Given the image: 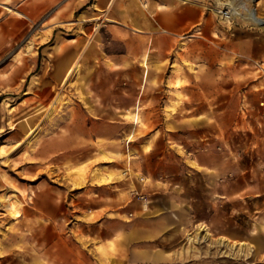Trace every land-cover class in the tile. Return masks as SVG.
I'll use <instances>...</instances> for the list:
<instances>
[{"label": "rangeland", "instance_id": "obj_1", "mask_svg": "<svg viewBox=\"0 0 264 264\" xmlns=\"http://www.w3.org/2000/svg\"><path fill=\"white\" fill-rule=\"evenodd\" d=\"M14 5L30 18L0 6V264H38L37 243L53 239L55 221L84 239L77 223L96 218L88 211L95 187L113 193L109 203L126 213L124 221L135 207L149 214L153 200L170 208L181 227L169 236L170 264H264V30L227 23V6L214 0ZM75 62L78 71L63 85ZM198 100L206 112L186 122L221 130L236 152V174L223 177L216 194L208 179L190 173L179 195L157 183L164 191L152 196V175L143 173L154 169L149 152L184 151L168 138L173 126L165 118L186 115L183 102Z\"/></svg>", "mask_w": 264, "mask_h": 264}, {"label": "crops", "instance_id": "obj_2", "mask_svg": "<svg viewBox=\"0 0 264 264\" xmlns=\"http://www.w3.org/2000/svg\"><path fill=\"white\" fill-rule=\"evenodd\" d=\"M4 5H8L13 11L8 10ZM0 6L7 13L16 14L20 20L30 18L25 12L21 11L24 16L17 13L18 9L15 8L14 0H0ZM5 11L2 10L0 15L6 13ZM133 30L141 29L133 27ZM182 92H186L185 87L182 88ZM182 106L186 115L178 111L165 119L166 126L168 124L173 126L172 129L166 128L168 138L173 142L181 143L184 151L180 152L167 145L163 152L151 150L148 154L154 169L147 172L144 168L143 173L152 175L153 183L150 187L153 191L152 196L154 193L161 194L164 191L157 186V183L166 186V191L170 194L179 195L176 189L185 186L190 173L200 174L208 179L210 188L213 190L212 194H216L220 190L222 178L236 174L235 171L238 168L236 152L227 142L221 141V130L210 127L205 131L200 126H192L186 122L189 115L202 116L206 112L205 104L198 100L190 104L183 102ZM203 138L209 142H200ZM216 146H220L221 151L216 150ZM190 162L196 166L189 164ZM93 191L96 198L88 201V211L96 212L97 216L92 220L77 223L84 239L79 240L74 236L73 227L66 230L61 221H55L53 239L37 243L40 250L38 264L171 263L169 236L179 232L181 227L174 223L169 207L165 208L153 200L149 214H138V209L135 207L132 210L135 212L130 211L134 214V218L124 221L119 217L126 213L117 211V205L114 202L109 203V198L114 196L113 193L102 187H95ZM164 234L167 235L164 237ZM111 246L115 250L110 251ZM255 247L257 250L258 246Z\"/></svg>", "mask_w": 264, "mask_h": 264}, {"label": "bare ground", "instance_id": "obj_3", "mask_svg": "<svg viewBox=\"0 0 264 264\" xmlns=\"http://www.w3.org/2000/svg\"><path fill=\"white\" fill-rule=\"evenodd\" d=\"M113 1V0H111ZM217 2L218 6H227V13H224V17L223 20H225L227 23L231 24L235 21H241L243 25L245 26H253V27H257L260 28L261 30H264V17H261L257 12H256V8L257 5L259 4V1L257 2V0H251L254 2V5H244L243 1L241 0H214ZM8 10L13 11V9L11 7H9L8 5H4ZM244 9V12H240L239 9L241 8ZM18 14L23 15L21 12L17 11ZM24 16V15H23ZM98 27H96L97 29ZM167 32V30H165ZM31 48V44L28 46V50ZM79 65L77 62L74 63L73 66H71L68 69V72L66 73V75L64 76V78L62 79V84H68L70 82V79L72 78L73 74H75L78 71ZM59 101V96L55 97V100L53 101L51 107L49 108L48 111V116L52 114V112L55 109V104H57ZM38 129H28L27 130V136H26V140H24L26 142H29L30 140H32V138L34 137L36 130ZM22 143H18L14 146V148H18L19 146H21ZM13 148V149H14ZM6 154V151L0 147V155H4ZM7 156V155H6ZM99 181L101 184L106 183L108 180L106 177H100L99 176ZM17 212L13 213L16 214ZM16 216V215H14ZM197 234L199 233H203L204 235L202 236L204 238V240L207 239V236H209L210 234L208 233L206 227H204L203 225H199L197 228ZM189 237L188 239L190 241H194L195 240V236H193L192 234H188ZM195 235V234H194ZM198 237H196L197 239ZM200 239V238H199ZM220 243H229V239H225L223 237L220 238ZM230 244V243H229ZM227 245V244H226ZM232 247H237L238 245L243 248V246L245 245V243H236V242H232L230 244ZM229 245V246H230ZM230 246V247H231ZM234 249V248H233ZM236 250V249H234ZM240 253V252H239Z\"/></svg>", "mask_w": 264, "mask_h": 264}, {"label": "built area", "instance_id": "obj_4", "mask_svg": "<svg viewBox=\"0 0 264 264\" xmlns=\"http://www.w3.org/2000/svg\"><path fill=\"white\" fill-rule=\"evenodd\" d=\"M136 195L139 199L144 200V197L136 192Z\"/></svg>", "mask_w": 264, "mask_h": 264}]
</instances>
